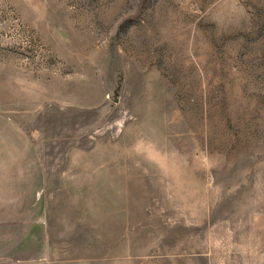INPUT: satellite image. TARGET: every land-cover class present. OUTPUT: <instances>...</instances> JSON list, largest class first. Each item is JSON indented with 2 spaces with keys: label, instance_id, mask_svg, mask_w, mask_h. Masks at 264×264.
Returning a JSON list of instances; mask_svg holds the SVG:
<instances>
[{
  "label": "rangeland",
  "instance_id": "1",
  "mask_svg": "<svg viewBox=\"0 0 264 264\" xmlns=\"http://www.w3.org/2000/svg\"><path fill=\"white\" fill-rule=\"evenodd\" d=\"M9 125L51 264H264V0H0Z\"/></svg>",
  "mask_w": 264,
  "mask_h": 264
},
{
  "label": "crops",
  "instance_id": "2",
  "mask_svg": "<svg viewBox=\"0 0 264 264\" xmlns=\"http://www.w3.org/2000/svg\"><path fill=\"white\" fill-rule=\"evenodd\" d=\"M9 126L11 135L0 137V264H51L39 198L41 159L32 141Z\"/></svg>",
  "mask_w": 264,
  "mask_h": 264
}]
</instances>
